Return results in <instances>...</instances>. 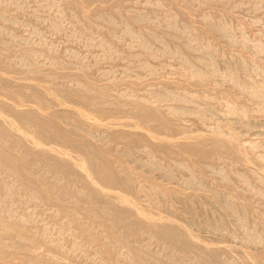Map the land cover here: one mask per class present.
Returning <instances> with one entry per match:
<instances>
[{
	"label": "rangeland",
	"instance_id": "1",
	"mask_svg": "<svg viewBox=\"0 0 264 264\" xmlns=\"http://www.w3.org/2000/svg\"><path fill=\"white\" fill-rule=\"evenodd\" d=\"M0 264H264V0H0Z\"/></svg>",
	"mask_w": 264,
	"mask_h": 264
}]
</instances>
